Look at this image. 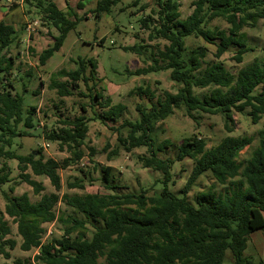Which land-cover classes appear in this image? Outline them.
<instances>
[{
  "label": "trees",
  "instance_id": "trees-1",
  "mask_svg": "<svg viewBox=\"0 0 264 264\" xmlns=\"http://www.w3.org/2000/svg\"><path fill=\"white\" fill-rule=\"evenodd\" d=\"M118 1L98 0L90 12L99 17L101 13L109 12ZM139 1L133 0L131 5L136 6ZM152 1L155 7L152 13L156 17L151 14L143 16L138 20L139 27L148 31L149 40L162 39L167 44L163 48L152 47L145 57L149 64L130 74L147 75L169 70V78L179 87L173 93L164 90L157 97L149 87H136V94L146 96L150 104H136L137 119L121 120L116 128L118 147L111 155L118 154V148L130 152L134 148L146 147L147 154L137 155V160L143 168L162 173L163 187L158 194L151 196L144 190L119 192V186L112 179V169L102 167L100 181L110 192L64 193L61 198L69 210L65 219L56 217L54 210L61 199L58 191L62 183L58 169L77 163L84 156L88 122L92 118L82 114L60 119L50 128L40 125L39 134L56 142L59 150L69 154L59 162L45 158L40 148L27 155L11 149L15 138L31 136L30 130L38 127L35 118L38 108L36 105L25 106V83L19 92L9 80L17 58V55L9 54V50L16 43L17 31L12 24L0 20V186L11 181V168L6 161L16 160L19 181L31 186L35 194L44 187L32 175L47 177L55 189V192L42 194L36 202L30 201L26 193L11 194L12 185L8 192L1 191L5 200L4 213L17 224L22 239L20 248L23 251L37 249L38 253L32 259L7 261L10 253L5 247L13 249L15 241L5 239L9 228L0 216V254L6 260L0 264H224L227 250L233 264H264V261L256 262L244 255L250 233L260 230L264 236V123L258 131V145L242 161L238 160V155L251 143L248 136L226 135L210 148L206 147L202 137H186L174 145L176 153L173 158L158 154L172 145L170 140L164 139L155 145L151 137L155 124L179 108H184L186 115L195 121L198 116L194 112L220 114L227 132L233 130L234 112L246 111L253 124L262 118L264 46L260 57L239 68L235 74L220 58L235 49L232 59L241 63L244 54L253 50L242 30L253 28L259 19H264V0H193L192 11L185 18L180 17L178 0ZM23 2L28 13L30 8L35 10L42 25L57 31L56 35H51L52 42L38 54V64L43 66L60 49L67 33L88 17L86 13L78 17L71 8L63 12L51 0ZM146 6L145 3L139 8L144 10ZM76 8H84L82 0ZM71 15L75 18L70 19ZM214 19H222L228 27L210 26ZM188 36L201 38L215 47L210 63L204 64L209 52L207 47L185 50ZM146 48L147 45L137 42L122 47L138 55L145 54ZM73 62L76 64L74 69L61 68L51 75L49 88L55 89L62 98L74 94L73 90L81 82L88 93L80 91L78 94L89 97L100 108L99 111L93 110L94 120L116 122L122 118L126 106L113 104L110 97L103 96V89L96 88L100 80L97 60L78 57ZM197 89L206 91L197 93ZM32 94H38V91ZM81 110L86 111L83 105ZM122 129L126 130L125 135L121 133ZM89 149L90 156H93L94 149ZM185 158L190 159L193 166L180 195H177L168 188L173 182L172 165ZM80 171L83 176L67 182V189H84L86 177L87 182L94 181L88 172ZM206 173L210 174L212 182L205 190L198 191L191 202L189 192ZM217 184L224 186L225 191H216ZM56 218L69 226L59 238L42 241L46 234L42 224L51 223ZM87 225L93 228L89 237L73 235L75 229Z\"/></svg>",
  "mask_w": 264,
  "mask_h": 264
},
{
  "label": "rangeland",
  "instance_id": "rangeland-1",
  "mask_svg": "<svg viewBox=\"0 0 264 264\" xmlns=\"http://www.w3.org/2000/svg\"><path fill=\"white\" fill-rule=\"evenodd\" d=\"M133 0H119L116 5H112L107 13H101L99 17H95L90 9L96 6L97 0H82L85 6V11L88 18L83 19L67 33V36L62 44L61 51L55 53L46 63L45 66L38 64V54L52 42L51 35L57 34L54 28H48L41 24L40 17L36 15L35 10L24 4L23 0H0V20L12 24L17 31L16 43L10 47L9 54L17 58L14 63L12 74L9 80L14 84L15 90L22 92V83L26 84V92L24 93L25 106H37L35 118L38 127L30 130L31 136L18 137L14 139L11 149L22 155H27L31 151L41 149L42 155L45 158H53L56 161H61L69 154L66 151L59 150L56 142H51L40 135V125H46L48 128L57 124L60 119L74 118L79 115H85L87 118H92L89 122V131L86 136L83 146L84 156L74 164L66 168H59L58 173L61 177V189L58 191L60 198L64 193L69 195H81L84 193H108L101 181L102 167L112 169L111 175L113 182L119 186V192H139L146 191L148 196L158 194L163 187L162 173L157 170L143 168L137 160V155H146V147H138L130 152H125L118 148V154L111 155V152L118 147L116 128L119 126L122 119L135 120L138 118V113L135 106L141 103L145 106L150 102L146 96L136 94V87H149L154 95L160 96L164 90L176 92L179 85L169 78V70L151 72L147 75H134L131 72L145 67L149 64L145 57L149 54L152 47L163 48L167 42L162 39L149 40L148 31L139 27L138 20L147 14L156 17L152 11L155 8L152 0H141L136 6H132ZM180 3V17L185 18L192 11L193 0H178ZM146 3V8L140 10V5ZM17 4V7L12 8ZM75 5V4H74ZM73 5V6H74ZM79 15H83V11H78ZM25 20H37L38 24L35 27L34 35L29 36L26 30ZM210 26H218L226 29L228 25L222 19H214L209 23ZM245 40L247 44L253 48L244 54L243 61L236 63L232 57L235 49H231L221 56V60L227 69L235 74V72L244 65L252 62L254 59L262 55V47L264 46V19H259L255 27L243 28ZM104 38L101 44L100 40ZM100 42V44H98ZM147 45V52L143 55H138L131 51H125L123 46H130L134 43ZM197 46H205L209 50L204 64L210 63L213 60V52L215 47L204 42L201 38L188 36L185 38V50L189 52ZM20 53V54H18ZM64 53L66 56H62ZM59 54V55H58ZM56 55L58 57L54 58ZM94 57L98 62L97 77L100 79L97 82L104 97H110L111 102L122 103L126 106V111L122 118L115 121H100L93 119V110L99 111L100 108L93 103L89 97L80 96L78 92L88 93L86 86L79 83L74 91V94L59 98L55 89L49 88L51 75L61 68L74 69L76 64L73 62L77 57ZM32 76H28L27 74ZM60 80H64L61 78ZM91 84V83H89ZM33 91H38V94H32ZM196 90L197 93L204 92ZM153 99V101L156 100ZM81 105L86 109L82 112ZM198 116L197 120L191 119L186 115L184 108L174 110V112L166 119L155 124V128L151 134L155 145L168 139L172 145L161 153V157L173 158L176 153L174 145H177L183 138L199 136L206 141V147L210 148L216 145L224 136H248L252 141L238 155V160L242 161L247 158L253 148L258 145V131L264 123V115L256 123L250 121L246 111L242 113H233V130L227 132L224 127V120L220 114L211 115L201 112H194ZM197 122V123H196ZM122 134H126V130H121ZM94 149L93 156H90V149ZM6 163L11 168V181L0 186V216L2 221L7 224L9 233L5 239L15 241L13 249L6 250L10 253L11 261L15 258H30L37 255V249L23 251L20 248L21 236L17 231V224L4 213L5 200L1 191L9 190L12 185L13 191L11 194L20 195L26 193L30 201L36 202L42 194L55 192V189L45 176H35L32 178L43 185V190L39 194H35L32 187L25 182H20L18 179V169L16 160H7ZM193 163L190 159L175 161L172 165V180L168 184L170 191L180 195V190L184 186L188 176L190 175ZM82 169L88 172L94 179L92 182H87L84 189H67L66 183L72 182L76 177H82L80 171ZM30 172V170H28ZM212 182L209 173L201 176L192 187L188 197L193 202L194 195L201 190H205ZM173 183V184H172ZM216 191H225L222 185H216ZM56 217L66 218L69 212L62 198L54 207ZM42 226L46 229V234L42 241L50 238H59L64 233V229L69 225L64 221H59L56 218L51 223H44ZM93 232V228L87 225L86 228H77L73 231V235H84L89 237ZM252 252L254 260L257 262L256 254L247 248L244 254ZM6 261L0 254V263ZM224 264H233L230 259V252L227 250L224 258Z\"/></svg>",
  "mask_w": 264,
  "mask_h": 264
},
{
  "label": "crops",
  "instance_id": "crops-1",
  "mask_svg": "<svg viewBox=\"0 0 264 264\" xmlns=\"http://www.w3.org/2000/svg\"><path fill=\"white\" fill-rule=\"evenodd\" d=\"M55 5L56 7L63 11V12H67L68 8H71L73 10V13H75L78 17L81 16L79 15L78 11H83V14L86 13L85 11V6L84 8L82 9H78L76 8V4L80 1V0H51ZM98 1V0H97ZM75 4V5H74ZM74 5V6H73ZM18 5L15 4L14 6H12V8L14 7H17ZM91 10V9H90ZM87 14V13H86ZM87 17H88V14H87ZM75 17L73 15L70 16V19H74ZM5 22V21H4ZM25 22H27V20H25ZM57 32V31H56ZM53 35V34H52ZM56 35V34H55ZM30 36V35H29ZM101 40H103L104 42V38H102ZM100 40V41H101ZM102 42V43H103ZM101 43V44H102ZM100 44V43H98ZM62 47V46H61ZM61 47L58 51H56L55 53L57 52H60L61 51ZM54 53V54H55ZM53 54V55H54ZM52 55V56H53ZM59 55V54H58ZM58 55H56L54 58L58 57ZM62 56H66L64 53L61 54ZM51 56V57H52ZM50 57V58H51ZM80 57V56H79ZM49 58V59H50ZM78 58V57H77ZM94 58V57H92ZM48 59V60H49ZM47 60V61H48ZM76 60V59H75ZM47 63V62H46ZM46 63L43 65L45 66ZM97 68H98V62H97ZM247 248H250L251 251H253V253L256 254V258L259 260L258 261H264V236H263V233L262 231L260 230H256V231H253L252 233H250L249 237H248V241H247V246H246V249ZM245 249V250H246ZM245 255V254H244ZM246 256H249L251 258H254L252 252L246 254Z\"/></svg>",
  "mask_w": 264,
  "mask_h": 264
},
{
  "label": "built area",
  "instance_id": "built-area-1",
  "mask_svg": "<svg viewBox=\"0 0 264 264\" xmlns=\"http://www.w3.org/2000/svg\"><path fill=\"white\" fill-rule=\"evenodd\" d=\"M37 24H38L37 20L28 21L26 23V30H27L29 35H31V34L34 35L35 30H36L35 27H36Z\"/></svg>",
  "mask_w": 264,
  "mask_h": 264
}]
</instances>
